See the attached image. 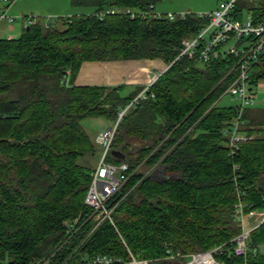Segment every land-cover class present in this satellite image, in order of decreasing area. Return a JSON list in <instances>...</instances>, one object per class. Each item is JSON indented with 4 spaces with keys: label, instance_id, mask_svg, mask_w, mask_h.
I'll use <instances>...</instances> for the list:
<instances>
[{
    "label": "trees",
    "instance_id": "16d2710c",
    "mask_svg": "<svg viewBox=\"0 0 264 264\" xmlns=\"http://www.w3.org/2000/svg\"><path fill=\"white\" fill-rule=\"evenodd\" d=\"M151 3L99 0L94 13L59 16L48 26L35 16L19 36L0 38V264H89L97 253L128 257L129 250L153 264H181L185 257L166 258L167 244L184 255L223 245L217 256L224 264H264V222L251 230L245 254L230 251L241 230L238 189L264 208V109L243 108L247 138L232 154L224 129L237 109L218 100L238 75L240 54L207 63L176 59L182 40L208 18L96 14L107 5ZM232 13L264 20V0H234ZM132 59H161L167 67L118 122L106 160L128 163L129 177L109 200L113 222L97 224L84 200L102 147L82 120H115L145 85L123 95L124 83L74 80L85 61ZM263 78L264 54L251 71L256 91ZM158 166L163 179L152 175ZM78 215L81 226L68 239L65 221Z\"/></svg>",
    "mask_w": 264,
    "mask_h": 264
},
{
    "label": "built area",
    "instance_id": "2783aa9c",
    "mask_svg": "<svg viewBox=\"0 0 264 264\" xmlns=\"http://www.w3.org/2000/svg\"><path fill=\"white\" fill-rule=\"evenodd\" d=\"M15 1L0 0V3L4 4V7L0 6V21L7 20L11 23L15 20V16L8 13L9 6ZM233 8L234 0H224L220 2L218 7L210 11H187L185 13L160 12L156 9L155 4L151 3L146 9L110 5L96 12L99 17L121 13L129 15L131 18L152 15L158 18L168 16L170 19H174L177 16L191 13L199 17L208 18V24L198 29L194 36L182 40V47L176 59L186 55L189 58L207 63L230 53L240 54V59L237 62L239 65L238 75L223 93L232 96L236 100L234 105L237 109V115L230 128L224 129L225 133L229 132L230 134L228 146L231 148L232 154L238 148L239 143L247 138L246 134L241 131V125L244 123L242 117L243 108L259 102L257 100V91L250 84V76L254 65L264 54V20L255 21L251 14H247L244 19H238L232 13ZM34 18L35 16H29L28 23H34ZM53 19V16H50L49 20L45 19V25L48 26L49 21ZM160 74H156L153 80L139 92L132 102L125 107L119 108L113 125L96 135L95 141L102 147V150L98 164L92 173V180L84 203L91 209L90 216L94 217L97 224L104 219H109L113 222L111 217L112 208L109 206V200L119 191L129 177L128 163H114L106 160V156L111 150L118 122L131 104L140 99L147 98L149 86ZM63 81L67 85L70 83L69 69L64 74ZM153 95L154 93L151 92L150 96ZM237 192L238 200L235 204L234 216L241 230L232 239L233 244L230 251L235 255H243L250 247L248 239L251 230L264 222V208L258 209L254 207L252 202L243 198L242 191L238 189ZM81 219L82 216L78 215L65 221V232L68 239L79 230ZM259 247L264 253V242ZM223 248V245H220L184 255L180 251L174 252L170 244H167L166 258L185 257V260L181 264H224L217 256L219 252H222ZM48 260V258H42L31 264H46ZM87 262L89 264H153L150 259L136 257L130 250L128 257L97 253L89 257Z\"/></svg>",
    "mask_w": 264,
    "mask_h": 264
},
{
    "label": "rangeland",
    "instance_id": "374dc122",
    "mask_svg": "<svg viewBox=\"0 0 264 264\" xmlns=\"http://www.w3.org/2000/svg\"><path fill=\"white\" fill-rule=\"evenodd\" d=\"M99 0H16L9 6L8 13L16 16L13 23L14 29L9 28L5 21L0 22V38H7L8 36L17 37L21 33L22 15L24 13L29 16H41L49 20L50 16L57 18L59 16H67L80 13H94L98 6ZM155 2L156 9L160 12H174L185 13L187 11L199 12L210 11L219 6L220 2L224 0H152ZM244 0H238L242 2ZM249 2V0H246ZM1 7L4 4L0 3ZM110 6V5H107ZM29 18V17H28ZM29 24L28 22L25 26ZM155 77V76H154ZM153 77V78H154ZM153 78L150 80L152 81ZM63 80V78H62ZM63 83H65L63 81ZM66 84V83H65ZM135 85L128 84L121 92L123 95L129 94L134 90ZM257 100L259 101L254 106L258 109H264V78L258 81L257 85ZM236 100L232 96L226 94L218 100L219 105L235 104ZM121 107V106H120ZM115 120L106 115L87 116L82 120L85 130L95 140L96 135L105 130L107 127L113 125ZM99 158L93 159V165L97 166ZM155 178L163 179L167 175L162 166H158L152 171Z\"/></svg>",
    "mask_w": 264,
    "mask_h": 264
},
{
    "label": "crops",
    "instance_id": "0c3cea01",
    "mask_svg": "<svg viewBox=\"0 0 264 264\" xmlns=\"http://www.w3.org/2000/svg\"><path fill=\"white\" fill-rule=\"evenodd\" d=\"M21 15L22 30L25 24L28 22L29 15H26L24 13H21ZM16 18L17 17L15 16V20ZM2 21H5L9 28L14 29L13 24H8L9 22L7 20ZM166 67L167 65L161 59L85 61L81 65V68L74 80V83L77 85H116L124 83L126 84V86L128 84L135 85L134 88H136L137 85L146 86L156 74L164 71Z\"/></svg>",
    "mask_w": 264,
    "mask_h": 264
},
{
    "label": "water",
    "instance_id": "95a60500",
    "mask_svg": "<svg viewBox=\"0 0 264 264\" xmlns=\"http://www.w3.org/2000/svg\"><path fill=\"white\" fill-rule=\"evenodd\" d=\"M111 152H112L113 154L117 155V156H120V157L123 156V154H122L119 150H112Z\"/></svg>",
    "mask_w": 264,
    "mask_h": 264
}]
</instances>
